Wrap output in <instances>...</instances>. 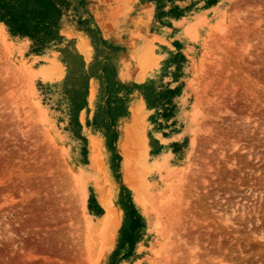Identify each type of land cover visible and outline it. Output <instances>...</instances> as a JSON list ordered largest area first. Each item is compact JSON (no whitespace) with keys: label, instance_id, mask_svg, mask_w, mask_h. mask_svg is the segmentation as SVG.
<instances>
[{"label":"rangeland","instance_id":"1","mask_svg":"<svg viewBox=\"0 0 264 264\" xmlns=\"http://www.w3.org/2000/svg\"><path fill=\"white\" fill-rule=\"evenodd\" d=\"M64 1L0 19V264H264V0Z\"/></svg>","mask_w":264,"mask_h":264},{"label":"trees","instance_id":"2","mask_svg":"<svg viewBox=\"0 0 264 264\" xmlns=\"http://www.w3.org/2000/svg\"><path fill=\"white\" fill-rule=\"evenodd\" d=\"M64 0H0V19L14 32L33 39L37 47H42L53 34L54 27L62 14ZM132 229L137 224L133 208ZM132 237L124 239L123 247L130 244Z\"/></svg>","mask_w":264,"mask_h":264},{"label":"bare ground","instance_id":"3","mask_svg":"<svg viewBox=\"0 0 264 264\" xmlns=\"http://www.w3.org/2000/svg\"><path fill=\"white\" fill-rule=\"evenodd\" d=\"M128 172V171H127ZM128 175H129V173H128ZM129 176H131V175H129ZM132 178V177H131ZM129 180V179H128ZM131 181V180H130ZM128 183V182H127ZM134 183V182H133ZM134 185V184H133ZM135 188V187H134ZM136 191H137V188L135 189ZM141 191V190H140ZM142 192V191H141ZM136 193V192H135ZM139 195H140V193H139ZM139 198V197H138ZM144 198V197H143Z\"/></svg>","mask_w":264,"mask_h":264}]
</instances>
